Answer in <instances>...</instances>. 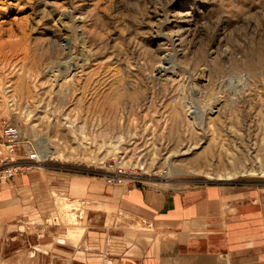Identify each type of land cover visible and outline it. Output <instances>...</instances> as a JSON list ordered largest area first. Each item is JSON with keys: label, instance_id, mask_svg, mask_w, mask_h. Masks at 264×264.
Returning a JSON list of instances; mask_svg holds the SVG:
<instances>
[{"label": "rangeland", "instance_id": "obj_1", "mask_svg": "<svg viewBox=\"0 0 264 264\" xmlns=\"http://www.w3.org/2000/svg\"><path fill=\"white\" fill-rule=\"evenodd\" d=\"M179 10L188 24H166ZM5 123L42 156L28 172L171 195L213 187L257 206L264 0H0V132ZM56 208L51 225H77L78 204Z\"/></svg>", "mask_w": 264, "mask_h": 264}, {"label": "crops", "instance_id": "obj_2", "mask_svg": "<svg viewBox=\"0 0 264 264\" xmlns=\"http://www.w3.org/2000/svg\"><path fill=\"white\" fill-rule=\"evenodd\" d=\"M59 200L79 206L70 230L49 223ZM0 264H264V193L256 206L213 187L171 195L28 172L0 185Z\"/></svg>", "mask_w": 264, "mask_h": 264}, {"label": "built area", "instance_id": "obj_3", "mask_svg": "<svg viewBox=\"0 0 264 264\" xmlns=\"http://www.w3.org/2000/svg\"><path fill=\"white\" fill-rule=\"evenodd\" d=\"M43 163L41 155L24 136L17 125L5 123L0 132V185L22 176L32 169H40ZM116 175H107L110 183Z\"/></svg>", "mask_w": 264, "mask_h": 264}, {"label": "bare ground", "instance_id": "obj_4", "mask_svg": "<svg viewBox=\"0 0 264 264\" xmlns=\"http://www.w3.org/2000/svg\"><path fill=\"white\" fill-rule=\"evenodd\" d=\"M172 4L174 3V1H172L171 2ZM68 12V11H67ZM66 12V13H67ZM170 12H168L167 14H166V16H165V23L166 24H168L169 26H172V27H175V25H176V23H177V20L178 19H180V20H182V23H183V26H185V25H187L188 24V22L187 21H189V17H190V14H189V12H187V11H181V10H179V11H177V12H174V14H169ZM67 15V14H66ZM68 15H70V14H68ZM67 15V16H68ZM63 18V17H62ZM72 19V18H71ZM59 20H61L60 18H59ZM75 20V19H74ZM79 20V19H78ZM67 21V20H66ZM60 23H63V22H60ZM192 23V22H191ZM65 24H66V22H65ZM190 24V23H189ZM193 24V23H192ZM63 25H64V23H63ZM67 26V25H66ZM64 28H66V27H64ZM68 28V27H67ZM178 29V28H177ZM67 31H69L68 29H67ZM81 31V30H80ZM174 31V30H173ZM183 31V30H182ZM181 31V32H182ZM82 34V33H81ZM180 35V32H178V30H177V32H175L174 33V35H173V40L174 41H176V40H178V36ZM176 43V42H175ZM179 44V43H178ZM167 63V62H166ZM72 64H73V62H72ZM75 65V64H74ZM76 66V65H75ZM161 68H163L162 69V72L164 71V73H166L167 72V67H161ZM160 68V69H161ZM66 70V69H65ZM78 70V69H77ZM49 71V70H48ZM67 71V70H66ZM161 71V70H160ZM170 70H169V68H168V72H169ZM81 72V71H80ZM68 73V72H67ZM66 74V73H65ZM64 74V75H65ZM72 74H73V72H72ZM63 75V74H62ZM61 78H63V82H67V76H64V77H61ZM69 78V77H68ZM62 80V79H61ZM69 80H72V79H69ZM68 80V81H69ZM236 81V80H235ZM237 81H239V80H237ZM59 82H61V81H59ZM227 83H228V85H229V88H230V91H231V93H233V94H238L241 90H242V86L240 85V83H238V82H234L231 78H228V80H227ZM60 84H62V83H60ZM65 84V83H64ZM228 87V86H227ZM242 92V91H241ZM240 92V93H241ZM239 96V95H238ZM218 105V102H216V101H214L213 103H212V106L211 107H209V110H210V112L213 110V108H215L216 106ZM215 111V110H214ZM214 111H212V112H214ZM208 112V111H207ZM193 114V116L198 120V123H200L201 124V122H202V120H203V113L199 110V108H197V106H193L192 108H191V110H189V114ZM42 157V156H41ZM262 175H264V172H263V174Z\"/></svg>", "mask_w": 264, "mask_h": 264}]
</instances>
